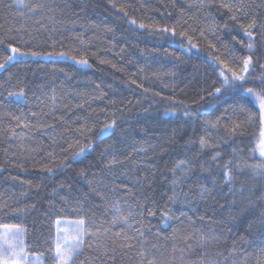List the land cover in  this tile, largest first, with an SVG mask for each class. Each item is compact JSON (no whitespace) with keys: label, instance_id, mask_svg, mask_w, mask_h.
I'll return each mask as SVG.
<instances>
[{"label":"trees","instance_id":"1","mask_svg":"<svg viewBox=\"0 0 264 264\" xmlns=\"http://www.w3.org/2000/svg\"><path fill=\"white\" fill-rule=\"evenodd\" d=\"M44 2L51 11L46 8L43 13H29L24 8L8 7L12 0L0 2V37L14 35L15 43L22 37L28 41L20 45L25 50L68 53L67 57L51 59L22 57L0 72V94L6 96L8 91L21 87L26 92V102L0 107V225H20L25 232L30 264H53L57 220L75 222L85 213H95L97 222L101 217L110 219L111 214H105L104 202L93 189L119 198L126 189L109 192L118 185L132 188L134 197L128 198L129 203L138 198L146 207L157 210V215L144 220L143 249L136 244L132 249L118 250L115 264H141L139 252L145 249V261L155 255L157 264H225L224 256L233 240H237V250L229 256L228 264H241L245 257L246 264H257L258 249L264 247V228L259 219L264 202L258 199L264 193V177L245 169L237 174L235 184L236 188L243 185L244 193L233 196L223 186L222 169L217 166L229 159L242 165L258 162V150L255 157L252 150L264 129L258 105L242 99V92L222 89L218 96L209 95L220 86L218 69L214 71L212 64L216 53L209 43L223 51L221 44L236 34L231 22V35L223 28L225 10L207 4L198 6L194 0ZM254 3L258 22L264 21V0ZM133 19L135 24L130 23ZM140 24L147 27L140 28ZM165 27L175 28L176 35L162 32ZM180 32L187 36H180ZM188 36L196 45L190 51ZM72 56L87 59L88 65L75 63ZM254 57L258 58L259 74L264 49L258 47ZM9 75L13 77L10 82ZM246 86L258 84L250 82ZM185 111L194 115L186 117ZM33 112L38 115L33 117ZM9 113L19 116L20 124L53 127H18ZM217 118L218 128L209 129L207 122ZM112 120L117 121L113 133L102 143L93 137V151L76 160L71 159L70 151H64L78 139L77 128H98ZM234 123L241 127L230 135L226 129ZM13 130L27 135L13 139ZM202 137L219 145L215 151L220 152L222 159L213 162L211 150L200 153ZM109 145L110 152L102 157ZM141 148L143 151H139ZM233 149L239 151L233 153ZM112 154L124 163L109 174L105 164ZM181 159L193 161L196 167L192 176L174 189L171 169ZM61 161L67 166L59 167ZM201 165L207 170H202ZM48 167L53 169L51 174L45 170ZM197 178L208 187H212L213 178L218 181L212 197H200ZM173 190L176 203L167 200ZM165 206L171 214L180 216L185 212L187 216L169 221V227L160 217ZM213 230L222 234L221 242L200 248L199 235ZM187 236L192 237L188 241L192 249L185 243ZM240 236L245 240L240 241ZM85 239L95 244L92 238ZM102 241L111 245L108 237ZM152 244L157 249H151ZM97 255L93 248L85 246L81 259L88 257L92 264H101V260L93 259Z\"/></svg>","mask_w":264,"mask_h":264},{"label":"snow or ice","instance_id":"2","mask_svg":"<svg viewBox=\"0 0 264 264\" xmlns=\"http://www.w3.org/2000/svg\"><path fill=\"white\" fill-rule=\"evenodd\" d=\"M2 2V0H0ZM198 3V6H204L207 4L208 7H217L218 10H225L222 15L227 16V20L223 23L224 30L231 35L233 28L229 26V22L235 27L236 34L231 35V40L221 44V51L215 44L209 43V48L213 49L216 54L212 55V64L215 65L213 69L216 71L218 69V79L220 80V86L215 87L214 92L209 93V95L218 96L223 89L225 92H242V99L250 100L254 105H258L259 108V119L262 125H264V63L259 64V68L262 70L259 74H256V63L258 61L257 57H254V53L257 48L264 49V21H259L254 14L253 9L256 7L254 0H194ZM24 8L29 13L41 12L47 8L51 11L49 5H47L44 0H40L37 3H28L26 0H12V3L8 7ZM113 7L115 5L113 4ZM121 12L127 16V12L123 8L120 9ZM207 15H210L208 13ZM249 17H251L249 19ZM74 23V22H73ZM130 23L135 24L136 21L133 19ZM2 27V26H0ZM140 28L147 27L144 24L139 25ZM12 29H9L10 33ZM162 32L171 31L173 35H176V29L163 28ZM180 36H187L186 32H180ZM203 35V32H201ZM241 37V38H238ZM189 40V51L195 48L196 45L191 44V37H187ZM17 37L14 35H7L6 37H0V72L6 71L9 66L14 63L20 62L22 57H44L46 59H51L53 57L62 58L67 57L68 53L65 51L60 52H38L34 50H25L20 45H26L28 41H25L22 37L18 43H15ZM237 45L240 47L238 48ZM183 47V45H181ZM243 49V51H242ZM71 59L80 65H88L87 59L77 60L75 56ZM104 63V61H101ZM13 79L12 75H9L8 81ZM250 82L258 84V87H247ZM3 85H0L2 88ZM99 87V86H97ZM39 99V98H37ZM55 100V96L52 98ZM26 102V92L23 87L16 91H8L7 95L4 96L0 94V107L5 106L8 103L19 104ZM43 103V101H41ZM13 119L17 120L18 127H23L25 129L32 130L35 128L48 127L52 128L53 125H43L37 124L35 126L30 124H20V117L14 116L9 113ZM23 115V113H21ZM38 114L33 112L32 116L36 117ZM194 115L187 111L184 112V116ZM63 120V117H60ZM117 121L112 120L109 122H104L101 127H88L87 125H82L75 130V134L78 139L74 143H70L65 152H71V159L76 160L77 158L83 156L85 153L93 151V137L95 142L102 143L103 140L109 137L116 126ZM220 123V118H217L215 122H207L209 129H217ZM240 123H234L231 129H226L230 135H235L240 129ZM26 132L16 133L12 131L11 138L18 139L26 136ZM219 147L218 144L210 143L205 138L200 140V153H204L205 150L213 151L211 160L217 162L222 159L219 151H215ZM112 148L111 145L106 146L101 156L104 153L110 152ZM78 149V150H77ZM258 150L259 160L258 162L251 164H241L239 161L234 162L232 159L226 161L223 165H217L222 169V183L223 186L227 188L228 193L235 196L237 193L243 195L244 187L241 185L240 188H236L237 174L242 173L245 169H250L252 174L257 177H264V129L261 130L260 139L256 144L253 151V157ZM32 151H35L34 149ZM134 151H137L134 149ZM143 151V149H139ZM239 149H233V153H236ZM7 154V153H6ZM15 155V154H13ZM52 156V153H48ZM125 159H128L127 157ZM124 161L119 159L116 155L112 154V159L108 160L105 164V168L109 174L113 173V170L118 165H123ZM17 167H23V165H16ZM59 167L67 166L64 161H61ZM196 165L193 161L188 159L179 160L175 166L171 169L173 173V179L171 181L172 185H183L193 174ZM202 170H207L203 168ZM49 174L53 172L51 167L45 169ZM83 175V173H82ZM23 183V182H21ZM91 181L89 182L91 186ZM199 184V195L200 197H212L213 193L217 191L219 187L218 181L213 178L211 180L212 187L201 183L199 178L195 181ZM29 187L31 185L29 184ZM124 188L126 191L119 198L110 197L108 193L101 191H96V195L100 196L101 200L104 202L105 214L110 213V219L100 218L99 222L95 218V213L92 216H88L85 213L79 220L74 222L73 230L68 231L66 229L57 228V235L55 239L54 254L51 259L53 264H92V260L88 257L81 259L84 255L85 246L88 248H93L99 253L93 259L101 260V264H106L110 261L111 264H115L117 259L118 250L120 249H132L139 244L143 249L145 242V228L144 220L146 217L155 218L157 215V210L152 207H146L145 204L141 203L140 199H134L133 203L128 202V198L134 197L132 188L127 185L113 186L109 189L110 193H115L119 188ZM252 191V189H249ZM26 193H21L25 195ZM187 198V196H186ZM259 200L264 202V193L258 197ZM167 200L171 203L177 202V194L173 190V194L167 197ZM155 204V201L152 202ZM235 204V200L232 201ZM18 212H23L24 209H17ZM80 211H83L81 207ZM187 216V213L181 212L180 216L171 214V210L165 206L164 210L160 212L161 220L164 224L171 227L168 223L172 220H179L181 217ZM189 219H191L189 217ZM201 221L204 220L203 216H200ZM259 219L262 228H264V211L259 213ZM57 225L61 222L57 220ZM251 227V225H250ZM0 264H30L29 253L26 251L23 241L21 239L23 230L18 224H3L0 225ZM151 231V228L147 229ZM157 236L160 235L159 231L156 233ZM86 237L92 238L95 244L88 243ZM103 237H108L111 239V245L102 241ZM191 236L185 237V243L188 249H192L193 245L188 243L191 240ZM222 240V234L217 233L215 230L205 234L201 233L197 244L200 248H205L210 244H219ZM240 241H244L245 237L240 236ZM119 241V242H118ZM226 242V240H225ZM251 243V242H249ZM237 240L232 241V246L228 249V255L224 256L225 264H228L229 256L236 252ZM151 249H157L156 244L151 245ZM148 250H142L139 252L141 257V264H157L155 255L151 259H146V252ZM184 252L185 249H180ZM222 255V253H221ZM251 255V254H249ZM247 257L241 264H246ZM211 264H218V262H211ZM233 264H236L233 261ZM257 264H264V247L258 249L257 254Z\"/></svg>","mask_w":264,"mask_h":264},{"label":"rangeland","instance_id":"3","mask_svg":"<svg viewBox=\"0 0 264 264\" xmlns=\"http://www.w3.org/2000/svg\"><path fill=\"white\" fill-rule=\"evenodd\" d=\"M26 58V57H24ZM23 58V59H24ZM73 225L74 222H61L59 225H57V228L59 227L60 229H66L68 231H72L73 230ZM0 231H2V229H0ZM21 239L23 241V245L25 246V232L23 231Z\"/></svg>","mask_w":264,"mask_h":264}]
</instances>
